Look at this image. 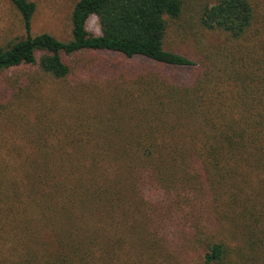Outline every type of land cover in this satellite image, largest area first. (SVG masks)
I'll list each match as a JSON object with an SVG mask.
<instances>
[{"label":"trees","instance_id":"16d2710c","mask_svg":"<svg viewBox=\"0 0 264 264\" xmlns=\"http://www.w3.org/2000/svg\"><path fill=\"white\" fill-rule=\"evenodd\" d=\"M10 1L26 36L0 45L1 73L37 67L64 81L63 54L83 51L195 71L186 83L120 66L105 84L79 83L85 101L60 120L39 80L0 86L11 128L0 264H115L126 243L166 264L176 240L196 264H264V0L202 5L200 24L226 42L199 64L165 48L185 0H78L69 41L32 34L36 3Z\"/></svg>","mask_w":264,"mask_h":264},{"label":"rangeland","instance_id":"374dc122","mask_svg":"<svg viewBox=\"0 0 264 264\" xmlns=\"http://www.w3.org/2000/svg\"><path fill=\"white\" fill-rule=\"evenodd\" d=\"M36 3V11L32 20L31 33L36 35L48 32L62 41L72 39V12L78 0H31ZM213 0H185V6L181 15L176 19H169L168 31L165 38V48L178 52L197 62L203 59L207 53L215 51L226 42V36L221 32H211L202 27L199 21L200 8ZM88 30L91 33L99 34L100 27L96 16H91L87 23ZM26 36L22 17L16 7L10 0H0V45L7 44L15 38ZM68 62L72 72L69 79L64 81H54L43 76L37 67L25 66L8 72H0V86L8 87L15 81H24L31 79L33 83L44 87L41 90L44 97L48 98L52 93L56 97L58 108L56 111H49L48 117L54 120H60L63 114L67 116L75 113L82 106V99L85 101L83 92L79 90V83H98L105 84L114 78V73L118 67L123 65L133 68L142 67L151 69L150 71L161 70L167 75L182 82L189 83L194 78L195 69L192 68H169L152 63L143 58L126 59L125 57L106 52L83 51L72 55L63 54ZM204 60V59H203ZM159 72V71H158ZM39 80V81H38ZM53 97V96H51ZM37 102L36 100H34ZM32 101L33 103H35ZM80 102V105H79ZM89 106L87 104H83ZM30 108V106H28ZM14 110V109H10ZM10 110H8L10 112ZM80 110V109H79ZM16 113V110L13 111ZM7 117L0 118V158L9 157L10 151V125L6 124ZM60 125V124H59ZM68 128V127H67ZM67 128L64 131H67ZM65 139H61L64 141ZM16 142L21 143L19 140ZM14 159V158H13ZM176 240L171 245V252L166 253V264H196L195 256L191 253L180 252L177 248ZM172 243V242H171ZM126 243L119 261L115 264H155L158 257L150 259L151 253L148 251L143 256H137ZM134 256V259H133ZM168 256V257H167ZM164 260V257H161ZM138 262V263H137Z\"/></svg>","mask_w":264,"mask_h":264}]
</instances>
